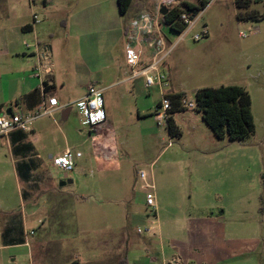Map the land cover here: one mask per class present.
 Returning a JSON list of instances; mask_svg holds the SVG:
<instances>
[{
	"label": "rangeland",
	"instance_id": "obj_1",
	"mask_svg": "<svg viewBox=\"0 0 264 264\" xmlns=\"http://www.w3.org/2000/svg\"><path fill=\"white\" fill-rule=\"evenodd\" d=\"M96 1L105 7L114 2L59 0V3L64 10L78 12ZM177 1L179 9H184V3L197 5L200 2ZM206 1L207 5L196 15L194 24L183 34H175L163 24L169 51L162 69L176 81L174 89L183 93L188 101L194 100L196 90L205 87L238 85L245 88L251 99L253 133L242 140L226 137L211 143L205 131L211 132L210 129L206 125L196 128V121L188 114L192 112L196 116V111L186 110L188 113L184 112V117L182 113L177 115L181 137H169L165 122L157 124L153 115L161 100L156 86L147 88L149 96L142 93V97H138L140 107L148 112L139 120L134 118L135 112L130 114V110H134V99L126 93L127 84L113 85L103 97L114 114L110 125L114 127L120 165L116 168L110 149H103L102 140L95 139L92 145L88 135V132L96 135L102 129H88L80 122L75 102L84 85V76H77L83 68L82 53L80 41L70 40L73 50L66 51L67 46L63 45L65 49L62 48L59 55L63 62L59 79L64 85L61 87L57 81L55 92L58 100L68 97L67 117L62 118V109L51 115H41L33 122L34 131L25 133L21 141L29 148L19 153L14 150L10 138L0 137V225L3 215H20L25 211L22 194L26 185L18 170V165L25 163L37 168L29 183L31 195L40 198L36 215L52 213L57 194L64 196L67 227L62 230L52 222L54 227L43 230L33 221L35 237L45 240L46 244L33 246L30 258L24 248H12L10 253L16 258L6 261L0 256V264H67L69 258L75 259L77 255L81 257L80 264H117L123 257L129 262H147L155 257L156 264H162L160 247H167L165 238L158 233L136 232L138 227L148 226L152 218L145 205L146 190L142 188L145 182L139 177L140 171L145 172L147 182L153 185L150 191L154 195L158 219L189 213L195 216L210 209L217 211L220 207L231 211L232 197L243 195L248 198L247 207H254V203L264 206V0H253L249 7L263 17L248 21L237 19L234 0ZM135 2H141L137 6L152 9V0ZM35 4L45 10L41 0H35ZM128 16L130 12L124 15ZM37 17L39 22L47 19L39 10ZM204 27L208 35L194 40L193 35ZM240 32L245 35L241 36ZM122 67L126 69L125 65ZM110 81L114 82L112 77ZM66 148L79 150L82 156L67 173L72 181L63 184V172L52 165L51 158ZM198 167L211 170L209 181L214 184L211 187L220 191V195L211 196L209 205L202 209L195 207ZM226 185L229 194L225 192ZM227 215L226 223L238 214L232 209ZM118 244L121 251L116 248L112 251L111 246Z\"/></svg>",
	"mask_w": 264,
	"mask_h": 264
},
{
	"label": "crops",
	"instance_id": "obj_2",
	"mask_svg": "<svg viewBox=\"0 0 264 264\" xmlns=\"http://www.w3.org/2000/svg\"><path fill=\"white\" fill-rule=\"evenodd\" d=\"M134 1L132 0L128 11L121 14L117 0L112 1L107 7L96 1L90 6L81 8L78 12L64 10L59 0L50 2L41 0L44 11L40 9V6H36L35 0H0V114L8 115L17 108L33 111L40 107L42 96L56 97L57 81L61 83V87L64 85L63 81L59 79L62 74L60 66L63 68L62 58L59 59V55L65 46H67L66 51L73 50L70 40H79L83 68L79 70L80 73H77V76H84V85L76 98L80 99L84 96L86 86L91 82L96 83L102 89V96L113 85L127 84L125 86L126 93L134 99L132 106L134 110H130V114L135 112V119H144V115L148 112L140 107L138 97H142V93L149 96L150 91L145 88L142 77H131L124 55L127 42L130 41L131 45H137L135 41L128 40L126 36L131 17L137 9V5L141 3H134ZM38 10L45 13L47 17L45 21L33 22L32 14L37 15ZM128 12H130V16L125 18L124 15ZM28 25L30 28L24 30L23 28ZM63 45L65 46L63 47ZM44 61H49L52 64L51 72L42 73L39 77L33 76L34 67ZM124 65L126 69L122 67ZM166 75L168 87L171 88V90H165L166 94L180 93L173 87L176 86V81L171 79L169 74L166 73ZM109 77H112L114 82L110 81ZM59 100L61 102L59 109L64 110L70 106L68 97H61ZM106 100L103 97L106 123L100 128L102 132L96 135L88 132V135L92 145L95 139L102 140L103 149H110L113 164L116 165V168H120L117 160L114 127L110 125L114 114L111 106L106 104ZM186 110L190 109L174 113L173 118L176 125L179 124L177 115L182 113L181 117H184L188 113ZM191 111L195 112L194 109ZM188 114L192 117L191 119L196 121V128L201 125V127H205L203 125L208 127L202 119L201 113L196 112V116L192 112ZM33 131L32 127L30 132ZM205 131L206 138L211 143L215 141L214 139H218L211 129V132ZM17 133L18 131L12 132L6 137L14 142V140H18ZM21 141H15L20 146L18 151L26 149L19 144ZM199 152L204 153L205 151L200 150ZM18 169H20L21 178L26 185V191L22 194L26 208L20 215L17 213L3 215L0 225V256L2 259H7L6 261L8 258L11 260L16 258L14 254L10 253L12 248H24L30 258L33 246L42 247L46 244L45 240L35 237L36 226L32 225L33 221L36 222L37 228L43 230L54 227L55 225H51L52 222H56L57 227L62 230L67 227L64 224L65 201L67 199L57 194L58 198L53 203L52 213L36 215L35 211L40 207V198L31 195L29 183L37 168L20 165ZM210 172L211 170L206 167L196 168L199 183L195 207L197 205L200 209L209 205L208 201H211V196L220 195L219 190L211 187L214 184L209 181V178L211 179ZM220 187L223 188L222 185ZM225 189L226 194L231 193L228 190L229 184L228 189L227 185ZM247 202H249L248 198L244 195L232 197V209L238 215L232 217L233 219L227 223L225 217L232 212V209L226 211V207H220L217 211L210 209L195 216L189 213L179 217H168L167 220L165 218L158 219L156 209L158 227L155 226L153 235L158 233V236H162L167 242V247H160L163 263L264 264V206H256L253 202L254 207L249 208ZM233 205H235L234 208ZM31 230L33 234L30 235L29 231ZM63 232L65 233V231ZM111 247L112 251L115 248L117 251H121L120 244ZM121 259H118L117 264H120ZM80 261L81 257L77 255L75 259L69 258L66 263L80 264ZM123 264H156V258L151 257L147 262L125 261Z\"/></svg>",
	"mask_w": 264,
	"mask_h": 264
},
{
	"label": "built area",
	"instance_id": "obj_3",
	"mask_svg": "<svg viewBox=\"0 0 264 264\" xmlns=\"http://www.w3.org/2000/svg\"><path fill=\"white\" fill-rule=\"evenodd\" d=\"M50 2L51 0H43ZM259 1V0H257ZM175 0H152V9L148 10L142 6H137L136 11L130 20V27L127 33V39L133 40L137 45H131L127 42L124 48L126 64L130 67L132 78L142 77L145 88L156 86L161 94V100L157 103L153 113L157 124L162 121L166 124L167 111L171 107L170 99L166 97L165 89L168 87V77L162 70L165 58L169 51L167 38L162 31L161 9L165 7L167 12L178 5ZM173 5V6H172ZM172 6V7H169ZM195 17H190L186 12L179 14V20L185 23V28L178 35L183 34L185 30L194 24ZM33 22H38L36 14H32ZM208 35L207 28L204 27L200 33L194 34L193 39L199 40ZM240 35H245L240 32ZM28 47L27 44H25ZM149 51V53H148ZM52 64L49 61L39 62L32 70V75L39 77L42 73H50ZM102 89L94 82L86 86L84 96L78 99L75 104L80 115V122L88 127V129L101 128L106 123L104 112ZM181 105L185 109L193 110L196 106L195 101L185 100L182 98ZM59 103L55 96H42L41 105L33 111H25L17 108L10 114H0V137H6L12 132H30L33 122L41 115H51L53 111L59 109ZM82 156L79 150L73 151L66 148L62 153L52 156L51 163L54 167L68 173L75 168V161ZM139 177L145 182L142 188L146 190L145 205L150 209L149 216L151 220L149 225L137 228L138 234L147 233L154 234V228L157 226L156 220V204L154 195L150 191L153 185L147 182V176L144 171L139 172ZM33 234V231H29Z\"/></svg>",
	"mask_w": 264,
	"mask_h": 264
},
{
	"label": "trees",
	"instance_id": "obj_4",
	"mask_svg": "<svg viewBox=\"0 0 264 264\" xmlns=\"http://www.w3.org/2000/svg\"><path fill=\"white\" fill-rule=\"evenodd\" d=\"M253 0H234L236 7V17L238 20H253L263 17L259 12L249 9ZM257 1V0H254ZM132 0H117L118 8L121 14H125L131 6ZM206 0H200L199 4L184 3V9L172 8L162 18V24L166 25L169 30L179 34L185 28V23L179 20V14L186 12L190 17L196 16L205 6ZM30 28L25 26L23 29ZM170 99L171 107L167 111L166 130L169 137H180V130L176 125L173 115L176 112L184 111L181 100L183 93L170 92L166 94ZM194 110L201 113V117L208 125L211 131L218 139L228 138L229 140H242L248 137L254 131V118L251 111V99L247 90L238 85H220L218 87H205L195 91ZM1 108V106H0ZM27 132L17 133L18 140H14V150L20 146L16 143L22 140ZM16 141V142H15ZM20 145L29 148L25 143ZM21 151V150H20ZM28 168L31 166L25 163ZM18 165V166H20ZM20 171V169H18ZM125 263L124 257L120 264Z\"/></svg>",
	"mask_w": 264,
	"mask_h": 264
},
{
	"label": "water",
	"instance_id": "obj_5",
	"mask_svg": "<svg viewBox=\"0 0 264 264\" xmlns=\"http://www.w3.org/2000/svg\"><path fill=\"white\" fill-rule=\"evenodd\" d=\"M166 13H167V9H166L165 7H163V8L161 9V14H162V15H165ZM69 110H70V108L67 107V108H65V109L62 111V118H63V119H65V118L67 117V114H68ZM71 181H72V180L68 178L67 173L64 172L63 175H62L61 183L65 184V183H68V182H71Z\"/></svg>",
	"mask_w": 264,
	"mask_h": 264
}]
</instances>
